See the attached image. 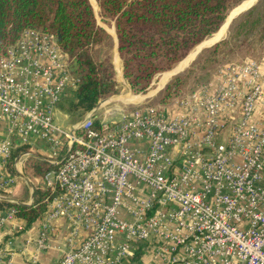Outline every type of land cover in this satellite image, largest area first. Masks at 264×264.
<instances>
[{
	"label": "built area",
	"instance_id": "1",
	"mask_svg": "<svg viewBox=\"0 0 264 264\" xmlns=\"http://www.w3.org/2000/svg\"><path fill=\"white\" fill-rule=\"evenodd\" d=\"M212 79L168 104L99 100L71 123L68 57L25 29L0 54V201L37 206L6 197L37 160L52 168L36 244L61 237L57 264H264V56Z\"/></svg>",
	"mask_w": 264,
	"mask_h": 264
},
{
	"label": "trees",
	"instance_id": "2",
	"mask_svg": "<svg viewBox=\"0 0 264 264\" xmlns=\"http://www.w3.org/2000/svg\"><path fill=\"white\" fill-rule=\"evenodd\" d=\"M241 1L96 0L102 21L114 25L122 79L134 94L145 93L159 74L170 70L194 46L215 33L226 15ZM93 14L88 0H0V54L16 43L25 29H33L54 36L59 48L67 55L69 72L78 82L70 96L60 99L57 109L70 117L75 112L91 110L99 100L118 92L113 66L96 62L90 54L94 45L107 42L109 38L98 29ZM237 36L243 38L241 45L250 36L259 39L263 36L264 41V0L237 18L228 40L216 44L208 55L213 56ZM199 60L191 65L183 78L174 79L165 89L160 104L178 99V87L183 79L185 82L194 77ZM201 80L196 76V84H206V79ZM29 165L25 173L39 182L52 168L37 160ZM38 195L35 208L0 201V212L16 209L17 218L29 227L45 211L44 205H38L43 193L40 191Z\"/></svg>",
	"mask_w": 264,
	"mask_h": 264
},
{
	"label": "rangeland",
	"instance_id": "3",
	"mask_svg": "<svg viewBox=\"0 0 264 264\" xmlns=\"http://www.w3.org/2000/svg\"><path fill=\"white\" fill-rule=\"evenodd\" d=\"M89 1L91 3L93 11H94L93 15L95 18L96 26L98 27L99 30H101L103 33L107 34V36L109 37L107 39V42H102L100 44L94 45L91 48L90 54H91L93 60H95L96 62L110 63L109 60L112 57V52H113V47H114V44H113L114 33H113V37H112V35H108V34H111V31H114V25H113V23H110L109 25H107L106 23H104L102 21L100 15H99V9H98V5H97L96 0H88V2ZM255 1H256V3H254ZM259 1L260 0H243V1L239 2L226 15V17H225L224 21L222 22L220 28L215 33L204 38L199 44H201L203 41H206L207 39L213 38V36H215L218 33V31L221 29V27L224 24H226L225 35L222 39H219V40H220V42H223L225 40L227 41L229 38V34L231 31V26H232L233 22L237 18H239L240 16L245 14L247 11H249L252 7H254ZM252 4H253V6L250 9H248ZM242 5H248L247 8L245 7L242 11H244L246 9H248V10L244 13L237 15L234 18V20L231 21V18H230L231 16L234 17V15L242 12V11H240V12L237 11V8L239 6H242ZM261 38H263V36H261L260 39L257 36H254V37L250 36L248 38V40H246L244 45H241V40H243V38L237 36V38H234V40L232 39L233 41L229 40L228 44L225 47H222V49L220 51L214 53L213 56H210L208 54L214 48V46L216 44L215 45L213 44L208 48L201 49L200 51H198L196 53V55H194L193 60L197 55H199L195 61H191L185 69L173 74V76H171L163 85H161L160 83L163 79L164 73L171 71L177 64H179L182 60H184L186 56H189L191 54V52L194 50V48L199 45V44H197L196 46H194L192 48V50L179 63H177L175 66H173L170 70H168L166 72H162L161 74H159L152 81L151 85L149 86V88L147 89V91L145 93H140V94L132 93L130 91L128 85L126 84V82L121 78V72H119L120 76L118 75V72H117L115 74L116 79L118 80L117 81V84H118L117 94H113L107 98H104V99H102V101H104V102L109 101L111 106H115V108H119V107L123 106L122 105L123 101L120 100L119 98L122 96L124 97L127 95H132V96L144 97L140 102H142V101L143 102H149L150 104L160 103L159 101L162 99L163 95H165V89L172 84L173 80L178 78V77L183 78L186 75L187 70L191 67V65L200 59L198 64L196 65L197 69L194 70L195 71L194 77H192L191 79L190 78L187 79L185 82H183L184 81V79H183L180 86L178 87L179 88L178 91L180 93L178 96V99H179V98L183 97L184 95L192 92L197 87H204L207 85L209 86V84H211L213 81L212 78H213L214 74L222 66H224L228 63H231V62L258 60L261 57H263L264 56V41H262ZM116 46H117V42H116ZM196 76L203 79L201 81H204L206 79L207 80L206 84H199V83L196 84V81H195ZM121 79H122V81H121ZM175 99L177 100V98H175ZM111 100H114V101H111ZM140 102H138V103H140ZM76 113L77 112H75V114L72 117L67 116L69 122H71V123L75 122L77 120L78 116L82 112H79L77 114ZM32 161H34V160L28 159L26 161V163L24 164V167H23V175L27 179V184H23V183L19 182V184H21V190H22L19 193V195L22 198L21 199L22 201H20V203H29V201H31L28 198L29 194H30V199L32 198V201L37 200V198L39 196L38 193L40 192L41 183L37 179H35L33 177H29L25 173V168L27 169L29 163ZM28 171H30V165H29ZM42 179H43V177H42ZM27 194H28V196H27ZM23 195H25V197H23ZM20 196H18V197H20ZM14 198H16V197L13 196L11 200L16 202V199H14ZM17 202H19V201H17ZM1 212L3 213V211H1Z\"/></svg>",
	"mask_w": 264,
	"mask_h": 264
},
{
	"label": "crops",
	"instance_id": "4",
	"mask_svg": "<svg viewBox=\"0 0 264 264\" xmlns=\"http://www.w3.org/2000/svg\"><path fill=\"white\" fill-rule=\"evenodd\" d=\"M113 41L114 47L112 57L109 61L112 64L116 74L118 70L120 72L122 71V64L120 59L118 58V55H116L115 53V33ZM198 56L199 55H197L192 61H195ZM118 65L120 67H118ZM2 127L3 126H0V132H3ZM17 185L18 186L14 188L12 195L16 197L14 198L16 199V201L20 202L22 201V198L19 195L20 191H22L21 184L17 183ZM17 195L20 197H18ZM23 197H25V195H23ZM28 198L30 200V194ZM0 216H2V212H0ZM39 228L40 222L35 221L29 227H26L25 221L17 217L13 221L6 222L1 225L0 264H57L59 259L61 258L62 252L65 250L64 241L61 237H54L50 240L48 249H38L36 239L38 237ZM141 261V264H153V262H151L152 260H150L149 257H142Z\"/></svg>",
	"mask_w": 264,
	"mask_h": 264
},
{
	"label": "bare ground",
	"instance_id": "5",
	"mask_svg": "<svg viewBox=\"0 0 264 264\" xmlns=\"http://www.w3.org/2000/svg\"><path fill=\"white\" fill-rule=\"evenodd\" d=\"M248 5H242L239 6L237 8V11L240 12L242 11L245 7L247 8ZM235 16V15H234ZM233 16H231L230 18L232 19ZM225 31H226V24H224L221 29L218 31V33L213 36V38L211 39H207L206 41H203L201 44H199L198 46H196L194 48V50L191 52V54L189 56H187L184 60H182L179 64H177L171 71L164 73L163 79L161 81V85H163L171 76H173V74L182 71L183 69H185L187 67V65L193 60L194 55H196V53L198 51H200L201 49L204 48H208L211 45H213L215 42L219 41V39H222L225 35ZM111 35L113 37V31H111ZM114 39V37H113ZM118 61V60H117ZM118 67H120L118 65ZM120 69V68H119ZM118 75L120 76V71L118 70ZM141 96H122L119 99H121L124 103L126 104H137L138 102H140L144 97Z\"/></svg>",
	"mask_w": 264,
	"mask_h": 264
},
{
	"label": "water",
	"instance_id": "6",
	"mask_svg": "<svg viewBox=\"0 0 264 264\" xmlns=\"http://www.w3.org/2000/svg\"><path fill=\"white\" fill-rule=\"evenodd\" d=\"M254 3H256V1H255ZM254 3H253V4H254ZM253 4H252L248 9H250V8L253 6ZM248 9H246V10H244V11H242V12L236 14V15L231 19V21L234 20V18H235L237 15L246 12ZM231 21H230V22H231ZM230 24H231V23H230ZM219 42H220V40L217 41V42H215L214 45L217 44V43H219ZM115 52H116V55H117V46L115 47ZM2 200H4V199H2ZM14 204L20 205V204H18V203H14ZM22 206H25V205H22Z\"/></svg>",
	"mask_w": 264,
	"mask_h": 264
}]
</instances>
